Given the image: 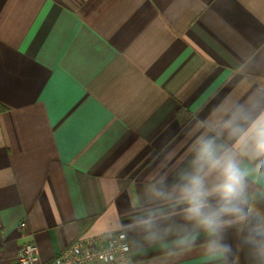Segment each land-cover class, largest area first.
I'll return each instance as SVG.
<instances>
[{
  "label": "crops",
  "instance_id": "0c3cea01",
  "mask_svg": "<svg viewBox=\"0 0 264 264\" xmlns=\"http://www.w3.org/2000/svg\"><path fill=\"white\" fill-rule=\"evenodd\" d=\"M257 88L264 0H0V264L111 232L158 264L120 227L152 152L221 90Z\"/></svg>",
  "mask_w": 264,
  "mask_h": 264
},
{
  "label": "clouds",
  "instance_id": "9594fccd",
  "mask_svg": "<svg viewBox=\"0 0 264 264\" xmlns=\"http://www.w3.org/2000/svg\"><path fill=\"white\" fill-rule=\"evenodd\" d=\"M173 136L152 152L121 229L158 248V264L197 247L220 264H264V90H221Z\"/></svg>",
  "mask_w": 264,
  "mask_h": 264
},
{
  "label": "built area",
  "instance_id": "2783aa9c",
  "mask_svg": "<svg viewBox=\"0 0 264 264\" xmlns=\"http://www.w3.org/2000/svg\"><path fill=\"white\" fill-rule=\"evenodd\" d=\"M126 238L123 232H111L78 239L48 262L40 261L35 244L25 242L19 247L14 264H133Z\"/></svg>",
  "mask_w": 264,
  "mask_h": 264
}]
</instances>
